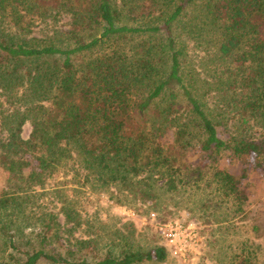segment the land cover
I'll list each match as a JSON object with an SVG mask.
<instances>
[{
    "label": "trees",
    "instance_id": "obj_1",
    "mask_svg": "<svg viewBox=\"0 0 264 264\" xmlns=\"http://www.w3.org/2000/svg\"><path fill=\"white\" fill-rule=\"evenodd\" d=\"M191 151L206 162L187 163ZM225 157L238 173L219 166ZM262 165L264 0H0V166L18 182L0 193V264L167 259L166 246L133 237L90 259L75 254L96 251L92 235L54 251L59 215L71 229L81 215L71 201L32 205V190L68 167L154 209L161 195L209 187L241 211V181ZM253 256L244 243L232 258Z\"/></svg>",
    "mask_w": 264,
    "mask_h": 264
},
{
    "label": "rangeland",
    "instance_id": "obj_2",
    "mask_svg": "<svg viewBox=\"0 0 264 264\" xmlns=\"http://www.w3.org/2000/svg\"><path fill=\"white\" fill-rule=\"evenodd\" d=\"M64 21L63 18L58 23ZM36 35L42 34L39 32ZM198 50L199 48L196 51ZM229 124L231 123L218 125L224 138L233 128ZM254 128L256 129L255 126ZM29 132L30 124L26 121L21 135L27 137ZM164 139H172L170 130L166 132ZM186 160L189 164L206 162L197 151L187 153ZM218 164L236 173L241 169L240 160L236 158H221ZM83 173V170L68 167L51 175L43 188L35 186L32 190V205L57 212L63 202L71 201L81 215L80 226L73 229L71 223H64L63 216L59 215L63 232L59 235L58 248H52L54 251H64L63 245L68 246L67 241H72V235L82 238L92 235L96 238V251L83 248L80 253L75 254L77 257L87 255L89 259L93 254L102 255L106 243L118 242L123 237H133L142 247L165 246L162 229L174 226L178 227L179 239L188 243L186 258L174 257L168 252L164 261L140 264H235L232 256L244 243L254 253V261L264 264V169L252 168L241 181L246 193L241 211H234L230 202L217 205V197L209 187H187L178 194L161 195L162 204L154 209L149 200H136L126 189H119L114 184L99 187L92 182H84ZM17 183L16 178L0 166V193L11 190ZM132 230L134 232L129 233ZM189 232L194 235L193 240L185 236Z\"/></svg>",
    "mask_w": 264,
    "mask_h": 264
},
{
    "label": "built area",
    "instance_id": "obj_3",
    "mask_svg": "<svg viewBox=\"0 0 264 264\" xmlns=\"http://www.w3.org/2000/svg\"><path fill=\"white\" fill-rule=\"evenodd\" d=\"M152 215H154V213H152ZM177 230L178 227L174 226L162 229V235L165 240V246L167 247L169 254L173 255L174 257L185 259L188 243L185 242L184 239H179ZM190 234L191 232L187 233L185 236H187L188 239L193 240L195 237L194 235Z\"/></svg>",
    "mask_w": 264,
    "mask_h": 264
}]
</instances>
